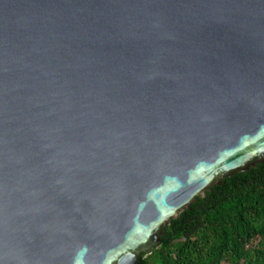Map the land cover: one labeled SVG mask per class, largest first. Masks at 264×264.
I'll use <instances>...</instances> for the list:
<instances>
[{"label": "water", "instance_id": "95a60500", "mask_svg": "<svg viewBox=\"0 0 264 264\" xmlns=\"http://www.w3.org/2000/svg\"><path fill=\"white\" fill-rule=\"evenodd\" d=\"M264 161V0H0V264H139Z\"/></svg>", "mask_w": 264, "mask_h": 264}, {"label": "trees", "instance_id": "16d2710c", "mask_svg": "<svg viewBox=\"0 0 264 264\" xmlns=\"http://www.w3.org/2000/svg\"><path fill=\"white\" fill-rule=\"evenodd\" d=\"M161 240L139 264H264V161L212 186Z\"/></svg>", "mask_w": 264, "mask_h": 264}]
</instances>
